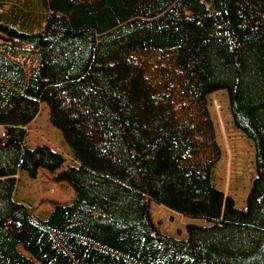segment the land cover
<instances>
[{"label":"trees","instance_id":"trees-1","mask_svg":"<svg viewBox=\"0 0 264 264\" xmlns=\"http://www.w3.org/2000/svg\"><path fill=\"white\" fill-rule=\"evenodd\" d=\"M219 89L254 148L244 208L211 181ZM39 102L77 161L45 218L13 199L64 161L25 147ZM0 125V264H264V0H0ZM151 202L206 225L167 235Z\"/></svg>","mask_w":264,"mask_h":264},{"label":"rangeland","instance_id":"rangeland-1","mask_svg":"<svg viewBox=\"0 0 264 264\" xmlns=\"http://www.w3.org/2000/svg\"><path fill=\"white\" fill-rule=\"evenodd\" d=\"M207 104L215 128L216 141L221 150L219 161L212 170V184L224 195L230 196L236 207L244 208L255 176L253 144L234 126L226 90L211 92L207 96ZM3 133L4 128L0 125L1 137ZM39 145L60 152L64 161L61 167L54 171L40 166L33 176L20 169L15 175L13 199L28 205L33 217L45 218L54 202L67 205L75 197L71 185L66 181L56 180L54 175L69 165H77V161L61 132L50 123L48 107L44 102H39L38 112L29 123L25 136L26 148L31 149ZM149 212L153 223L161 232L179 239L187 237V225H206L202 219L184 217L154 202L150 203ZM22 252L27 255L25 251Z\"/></svg>","mask_w":264,"mask_h":264}]
</instances>
